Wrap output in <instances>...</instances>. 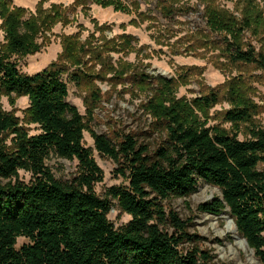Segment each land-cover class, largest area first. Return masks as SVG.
<instances>
[{"label": "trees", "instance_id": "obj_1", "mask_svg": "<svg viewBox=\"0 0 264 264\" xmlns=\"http://www.w3.org/2000/svg\"><path fill=\"white\" fill-rule=\"evenodd\" d=\"M23 11L0 0L5 38L0 93L11 100L28 98L27 120L38 132L29 133L16 116L0 109V264H223L201 248L202 238L189 230L191 220L169 204L192 195L200 180L219 188L221 196L198 209L228 214L264 264V127L252 121L256 105L237 102L224 113L228 122L250 124L247 137L239 139L196 116L195 109L217 103L216 93L187 101L174 96L172 80L140 74L152 93L142 107L160 142L151 148L130 134L116 141L92 131L95 149L112 159L126 180L100 196L95 185L103 172L82 143L89 126L67 101L63 80L68 75L78 84L81 77L59 60L32 74L20 71L13 57L40 49L38 24ZM225 42L232 62L264 67V55L253 47ZM81 51L79 45L62 56L79 66ZM91 95L97 100V90ZM51 156L76 160L75 174L56 178L46 162ZM115 206L130 216L119 227L108 218ZM21 236L29 243L17 249Z\"/></svg>", "mask_w": 264, "mask_h": 264}, {"label": "rangeland", "instance_id": "obj_2", "mask_svg": "<svg viewBox=\"0 0 264 264\" xmlns=\"http://www.w3.org/2000/svg\"><path fill=\"white\" fill-rule=\"evenodd\" d=\"M10 2L24 10V18H34L39 27V51L13 57L20 71L32 74L59 60L65 61L69 72L76 71L81 77L78 84L68 75L63 80L68 88L67 101L76 106L89 126L82 143L103 172L102 181L95 185L100 196L126 180L115 171L117 164L95 149L92 131L116 141L130 134L151 148L160 142L142 107L152 93L139 80L140 74L172 80L174 96L179 99L191 101L216 93L217 103L208 109H195L207 126L223 127L236 132L239 139L246 138L250 124L228 122L224 113L237 102L249 101L256 105L252 121L264 127V67L232 62L225 47L227 40L264 55V0ZM4 43L0 19V44ZM79 45L84 52L80 56L82 64L77 66L62 55L69 49L77 51ZM96 90L98 98L94 100L91 92ZM28 105L25 96H13L11 100L0 93V109L16 116L29 133H37V125L27 120ZM46 162L54 176L62 180L71 178L77 169L76 160L51 156ZM20 177L28 180L29 175L20 171ZM220 196L219 188L200 180L192 195L174 198L169 204L183 219L191 220L190 232L202 238L201 248L215 255L218 262L261 264L228 214L214 215L198 209L199 204ZM108 218L119 227L130 216L115 206ZM26 243L27 238L18 237L16 248Z\"/></svg>", "mask_w": 264, "mask_h": 264}, {"label": "water", "instance_id": "obj_3", "mask_svg": "<svg viewBox=\"0 0 264 264\" xmlns=\"http://www.w3.org/2000/svg\"><path fill=\"white\" fill-rule=\"evenodd\" d=\"M245 241V240H244ZM246 242V241H245ZM247 244V243H246Z\"/></svg>", "mask_w": 264, "mask_h": 264}]
</instances>
